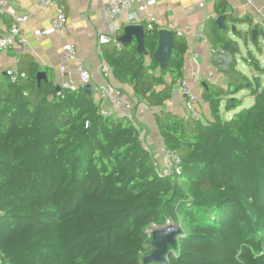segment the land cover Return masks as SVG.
<instances>
[{"label": "trees", "instance_id": "obj_1", "mask_svg": "<svg viewBox=\"0 0 264 264\" xmlns=\"http://www.w3.org/2000/svg\"><path fill=\"white\" fill-rule=\"evenodd\" d=\"M214 13L226 29L208 18L202 37L225 59L215 64L224 85L202 86L208 120L162 110L183 79L184 39L174 36L166 69L152 60L153 25H143L146 56L135 41L101 46L111 80L131 90L134 105L160 109L155 128L179 157L170 178L156 172L130 117L101 116L82 88L56 91L51 69L38 82V65L21 56L17 81L0 77L3 264H143L153 251L147 230L167 220L181 234L166 264H264V29L226 16L223 1Z\"/></svg>", "mask_w": 264, "mask_h": 264}, {"label": "crops", "instance_id": "obj_2", "mask_svg": "<svg viewBox=\"0 0 264 264\" xmlns=\"http://www.w3.org/2000/svg\"><path fill=\"white\" fill-rule=\"evenodd\" d=\"M6 1L17 14L26 16L27 21L21 29L24 43L17 40L10 49L0 52V77L7 71H16L19 58L25 56L38 65L39 71L44 72L45 68L51 69L55 79L60 78L58 68L62 65L65 75L74 80L76 79L75 63H64L62 59V47L69 43L75 46L78 60L93 77L91 93L95 100V88L100 82L97 69L101 62V46L122 48L116 39L122 34V28L127 25L142 27L145 25L147 28V24L151 21L159 31L169 30L170 23H175L177 29L184 31L186 35L187 50L183 57V78L199 99L196 112L201 120L209 119L208 107L200 99L202 83L224 85V77L215 65L218 59L225 61L224 57L215 55L209 44L200 37L206 20L217 18L214 13L215 2H225L226 16L237 19L249 16L252 25L259 24L264 29V0H149L146 10L141 14L137 13L135 19L131 18V14L136 12V6L110 19L106 16L103 0H56L57 4L63 8L67 20L66 32L61 36L50 29V21L55 12L53 6L40 8L39 0ZM10 25L11 18L0 15V36L7 34ZM111 27L117 29L112 36V42L100 44L98 36L110 34ZM239 28L243 32L248 29L246 25H241ZM110 81L114 86L122 89L125 94L124 99L133 104L130 111L119 110L113 117L128 116L134 121L141 132L142 142L152 154L153 159L161 166L165 148L154 123V114L160 109L147 108L143 104L135 106L136 99L131 90L118 85L111 78ZM184 101L185 98L179 86H176L171 99L162 110L185 116ZM223 116L229 117L230 113Z\"/></svg>", "mask_w": 264, "mask_h": 264}, {"label": "built area", "instance_id": "obj_3", "mask_svg": "<svg viewBox=\"0 0 264 264\" xmlns=\"http://www.w3.org/2000/svg\"><path fill=\"white\" fill-rule=\"evenodd\" d=\"M104 1V10L106 16L110 19L115 18L117 15H120L122 11L128 10L129 8L136 6V12L131 14V18L135 19L137 13L141 14L146 10L147 3L149 0H103ZM38 6H53L55 8L54 15L50 21V29L52 32L58 33L63 36L66 32L67 28V20L64 13L63 8L57 4L56 0H39ZM0 15H7L11 18V25L7 34L0 36V52H5L10 49L15 42L18 40L20 43H24V39L22 37V26L27 21V17L17 14L15 9L6 1L0 0ZM152 28L151 21L147 24V29ZM117 29L115 27H111L110 34H100L98 36V42L100 44H106L112 42V36L115 35ZM169 31L172 32L173 36L186 39V35L184 31L177 29L175 23H170ZM43 35L46 33H42ZM202 37V36H200ZM213 53H215L213 51ZM62 59L63 62H71L75 63V73L76 79H70L69 76H66L64 73V67L62 65L58 68V73L60 78L55 79V84L59 87V91L69 90L75 91L78 88H83L86 85L94 84L93 77L89 73V71L85 68V66L78 60L76 49L73 44L66 43L62 47ZM98 74L100 76V82L97 84L96 90V101L100 103V115L101 116H113L115 112L119 110H123L128 112L132 109L133 104L130 101L124 99L123 91L114 86L110 81V68L109 66L101 60L98 66ZM5 75L8 76L9 81L11 83H15L17 81V73L15 70H10L5 72ZM179 87L181 90V94L184 96V108L185 114L187 116H191L195 119H198L196 106L198 104V98L193 94L189 84L183 78L179 83ZM141 144L144 150L147 152L148 149L145 144L142 142ZM150 153V152H149ZM164 161L160 166L156 161H154V166L156 172L163 177H172L174 175H178L179 171V157L176 153L171 152L169 150L164 149ZM166 226H172L171 221L167 220L165 222ZM179 227V226H177ZM159 228L155 225H152L148 230L147 234L151 237V233L154 229ZM180 229V227H179ZM0 264L2 263L0 256Z\"/></svg>", "mask_w": 264, "mask_h": 264}, {"label": "water", "instance_id": "obj_4", "mask_svg": "<svg viewBox=\"0 0 264 264\" xmlns=\"http://www.w3.org/2000/svg\"><path fill=\"white\" fill-rule=\"evenodd\" d=\"M225 16H218L215 19L217 27L221 30H225ZM234 27H230L231 33H233ZM158 41L157 49L152 56L154 63L158 65L160 69H166L168 67L170 56L173 50L174 45V36L169 30H159L158 31ZM252 36H254V31H252ZM241 37H244V33L241 34ZM144 38V29L141 25H127L122 28V34L117 37L116 41L122 48L128 47L134 40L136 43V52L138 55L146 56L147 52L143 43ZM45 79L44 72L37 73V80L40 82ZM202 86H205V83H202ZM84 92L88 95H91V86L86 85L82 88ZM56 91H59V87H56ZM181 234L179 227L172 226H163L156 228L151 233V246L153 251L143 257V264L157 263V264H166V256L168 254V248L174 250L177 248V239Z\"/></svg>", "mask_w": 264, "mask_h": 264}, {"label": "rangeland", "instance_id": "obj_5", "mask_svg": "<svg viewBox=\"0 0 264 264\" xmlns=\"http://www.w3.org/2000/svg\"><path fill=\"white\" fill-rule=\"evenodd\" d=\"M240 44V42H238ZM243 71H246L245 68H241ZM263 81H264V77H263ZM251 105V101L248 100L247 98H245L244 102H243V105H242V108H248L249 106ZM230 116H231V113H230ZM229 116V117H230ZM228 118V117H227Z\"/></svg>", "mask_w": 264, "mask_h": 264}]
</instances>
